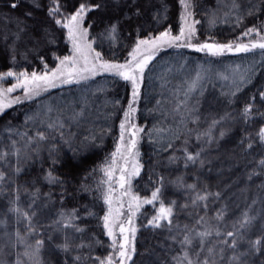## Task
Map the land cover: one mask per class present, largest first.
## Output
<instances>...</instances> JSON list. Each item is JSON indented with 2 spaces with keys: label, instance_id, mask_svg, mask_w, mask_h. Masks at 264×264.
I'll list each match as a JSON object with an SVG mask.
<instances>
[{
  "label": "trees",
  "instance_id": "obj_1",
  "mask_svg": "<svg viewBox=\"0 0 264 264\" xmlns=\"http://www.w3.org/2000/svg\"><path fill=\"white\" fill-rule=\"evenodd\" d=\"M57 2L59 14L50 16ZM14 3L15 8L11 7ZM80 4L101 5L87 12L82 25L88 29L95 51L113 63L127 62L139 39L165 31L177 36L183 26L184 9L180 0H0V73L43 74L57 68L56 57L72 55V44L67 29L55 20L65 22L64 18L74 14ZM191 6L192 18L199 22L194 25V45L247 44L259 39L255 32L247 36L249 40L243 35L251 28L258 29L261 36L264 34V0H191ZM113 24L117 32L115 39H110L107 30ZM250 53L253 51L214 56L207 51L178 46L161 51L149 65L158 70L157 65L164 58L175 60L171 73L175 77L168 84L165 82V88L159 82L156 85H147L148 80L144 82L137 110L130 117L137 129H143L138 132L136 143L139 175L134 176L133 192L141 200L150 199L156 188L160 194L152 204H142L136 213L132 224L136 229L135 253L128 264H177L174 258L182 256L185 250L190 255L193 250L199 251L201 237L196 233L203 231L211 235L203 238L205 251L201 256L207 254L209 247H214L216 252L222 248L223 259L215 256L216 264H237L230 261L233 254L241 255L239 264H264V164L260 163L264 160V141L258 136L264 128V97L261 96L264 62L240 84L211 79L195 93L183 94L197 62L221 56L236 60ZM184 60L191 63L183 69L181 79L177 74ZM177 77L180 86L175 84ZM96 80L106 83L105 90L97 96L102 114L106 109L111 113L108 119L100 118L103 120L100 136H93L94 123L87 120L85 112L77 111L80 107L76 104L73 112L65 105L66 112L60 117L67 119L66 125L38 130L30 117L47 94L34 99L22 98L0 114V134L11 132L8 141L13 144L17 140L26 142L19 174L4 166L6 159L0 160V172L5 173L0 182V220L4 221L5 214L16 219L12 226L8 221L0 226V264H12L19 258L18 253L10 250L16 231L25 237L21 248L27 252L37 253L35 241H44L38 253L42 264H95L93 257L111 254V238L103 228V217L108 211L103 198L108 185L103 181L108 178L101 169L111 162L119 146L120 124L130 104L131 87L114 74L99 76ZM0 82L10 86L16 83V78ZM153 86L158 91L154 96ZM78 87L64 85L50 93ZM249 104L252 112L245 118L243 109ZM81 117L86 122L78 123ZM156 129H161L164 135H155ZM130 130L131 126L128 134ZM37 133H43L45 139L40 140ZM95 140L101 143L96 146ZM85 144H89L88 149L81 150ZM197 153L195 162L187 159L189 154L197 156ZM49 171L63 183H49L46 179ZM111 184L116 187L115 177ZM82 186L90 190L83 191ZM17 188L19 200L13 204ZM199 196L207 199H198ZM161 202L166 208L172 207V223L161 220V227L156 228L151 221L159 215ZM13 207L30 215L35 212L32 223L36 233L26 235V222L10 211ZM74 209L79 217L74 223L85 229L83 233L72 234V229H63L58 223L61 213L68 214ZM245 213L253 220L241 228ZM49 215L57 223H49ZM229 231L236 236H226ZM66 234L71 236L73 245L69 252L58 247ZM185 235L192 238L191 246L180 243ZM257 238H261L258 252L249 243ZM225 239L229 242L236 239L235 252L222 244ZM80 243L86 247L76 248ZM77 255L81 257L79 261L75 260ZM21 264L33 262L22 259Z\"/></svg>",
  "mask_w": 264,
  "mask_h": 264
},
{
  "label": "snow or ice",
  "instance_id": "obj_2",
  "mask_svg": "<svg viewBox=\"0 0 264 264\" xmlns=\"http://www.w3.org/2000/svg\"><path fill=\"white\" fill-rule=\"evenodd\" d=\"M180 4L184 9V12L181 16L183 26L180 29V33L177 36H171L170 31H165L159 34L156 37H148L147 39H139L136 43V46L129 53L131 59L126 63H113L107 60H104L101 53L95 51L92 47V41L87 39L88 29L82 27V22L85 18L87 12L98 9L101 7L100 4L95 5H84L80 4L78 9L74 12V14L67 16L64 18L65 22L62 23L60 19H56L55 23L60 25L61 27L67 29L68 39L72 44V55L64 56L63 58L56 57L59 60V66L54 70L46 71L42 75H38L36 72H32L30 75L27 72H21L17 74L13 71H7L0 73V81H4L9 77H15L16 83L12 87L3 88L0 87V114L3 111L11 107L12 103H19L20 100L16 98L14 101H10L7 99L8 94L16 91L18 88H23L25 90V96L31 98L33 96H38L41 92L47 91L49 87H56L55 81L59 80L62 83L71 84V83H80L81 80H88L91 77H94L97 74L102 73H113L116 76H119L125 81H130L132 84V97L133 103L139 95V87L140 82L143 79V74L148 64L155 58L157 51L160 49L162 45L172 46L175 42L188 39L195 34V27L198 21H192V11H191V0H180ZM17 5L14 3L11 7L15 8ZM38 6V5H36ZM59 4L56 3V6L51 9L49 12L50 16H56L59 14ZM191 21V22H190ZM117 32L116 24L111 25V27L107 30L108 37L110 39H115V34ZM255 32L258 36H260L259 40L252 41L248 44L239 43L235 46L232 43L227 44H217V43H202L198 46H193L190 43L186 45H176V46H187V47H196L197 51H207L211 55L219 56L224 52H231L233 49L236 52L247 53L252 51L253 49H261L264 50V36L260 35V31L255 28L248 29L244 32V36H248L251 33ZM103 35V34H102ZM264 56V52L261 53ZM87 73V75H85ZM227 77H225L226 79ZM261 96L264 97V92H261ZM128 112L124 113L125 121L120 124V144L117 147L116 151L112 154L113 159L110 163L106 164L101 171L104 172V175L108 178L103 181L108 185V189L104 194V201L108 205L107 214L103 217V228L106 229V234L111 238V244L109 247L112 249L111 254L101 257H93L92 259L95 261V264H128V261L132 259V254L135 253V246L133 241L135 240V227H127V225L132 224V216L135 215V211H133V205H135V209L138 210L142 204H152L154 201L159 199L160 189L156 188L155 191L152 192L151 198L140 199L138 196H132L129 202V212L131 215L128 217L126 221H121L120 217L123 213L120 211L119 207H113V192L115 191L112 187L111 180L115 174V170L117 167L115 157L121 156L125 163H127V156L133 155L132 149L136 147L137 141L135 139H131L129 144L127 145V156L121 152V148H124V132L126 123H130L129 117L135 109L132 104L128 106ZM252 112V105L249 104L245 106L243 109V115L245 118H248ZM216 123V121H214ZM143 131V129H136L134 124H131L130 135L135 137L138 132ZM223 135V133H221ZM37 136L40 140L45 139L43 133H37ZM258 136L261 141H264V128H261ZM249 148L252 147L251 143L248 145ZM8 153L0 152V160H4ZM14 156H19V150H16L12 153ZM189 154L187 159L189 161L195 162L198 157ZM264 164V160L260 162ZM16 174L21 172L20 167H16L14 169ZM139 175V166L133 165V171L125 176V169L122 167L120 169V176L118 179L119 187L124 189L121 192V197L130 195L128 189L125 188V184H130L131 177ZM5 178V173L0 172V182H3ZM46 179L49 183H63V181L59 180V178L53 176L52 172L49 171ZM83 191H89L90 189L82 186ZM16 200L13 201V204L19 200V188L16 189ZM35 195V193H33ZM215 195H219L218 193ZM198 199L205 200L207 196H199ZM174 203V202H173ZM122 203L120 207H122ZM10 211L17 213L18 217H22L26 222V235H31L36 233L37 229L32 223V217L35 216V212L33 211L31 215L27 211H22L19 207H13ZM172 207H165L161 202V206L159 209V215L153 217L151 224L153 227L159 228L161 224L159 221L167 220L168 224L171 225V215H172ZM89 215H93V213L89 212ZM79 217L76 215V210H72L70 213L65 214L61 213L60 221L58 223L61 224L63 229H72V234L75 233H83L85 231L84 228L79 227L74 223ZM202 219V218H201ZM253 218L249 217L247 213L244 214L243 220L240 222L241 228L246 227L247 225L252 223ZM4 224V221L0 220V226ZM131 233V238L129 236ZM217 235L220 233L217 232ZM17 240L20 243L25 242V237L20 235L19 231L15 233ZM197 236L201 237V246L199 251L193 250L192 254H189V251L185 250L183 255L180 257H175L177 264H216L215 256H219L220 259H223V249L221 248L219 252H216L214 247H209L207 249V254L201 256V253L204 252L203 248V238L211 235L209 231L197 232ZM226 236L235 237V232H227ZM182 245L191 246L193 243L192 238L189 235H185L183 240L180 241ZM251 244V248L253 251H260L261 238H257L255 240L249 241ZM44 241L37 239L35 241L36 251L39 252L40 248L43 246ZM222 244L227 245L229 248L233 249L234 252L237 249V241L236 239L231 240L229 242L227 239L222 241ZM58 247L64 251L69 252L73 245L71 242V236L66 234L64 237V242ZM76 248H84L85 244L80 243L75 245ZM27 255V252L25 253ZM81 257L77 255L75 260L79 261ZM241 259V255L233 254L230 257V261L237 262L239 264ZM19 264V262H17Z\"/></svg>",
  "mask_w": 264,
  "mask_h": 264
},
{
  "label": "rangeland",
  "instance_id": "obj_3",
  "mask_svg": "<svg viewBox=\"0 0 264 264\" xmlns=\"http://www.w3.org/2000/svg\"><path fill=\"white\" fill-rule=\"evenodd\" d=\"M191 20L194 21L193 18H191ZM82 27H83V25H82ZM194 35L191 37L190 40H188V39L180 40V41L175 42L172 46L162 45L160 47V49L157 51L155 58L163 50H167V49H170L173 47H178L176 45H186V44L190 43L193 46H198V45L192 44L193 43L192 40L194 38ZM157 36H159V35H157ZM171 36H173V35H171ZM262 36H264V34ZM152 37L154 38L156 36H152ZM258 38L260 39V36H258ZM87 39L89 41H91L88 36H87ZM246 39H248L247 36H246ZM259 39H257V40H259ZM252 41H256V40H252ZM207 43H214V42H207ZM248 43H250V42H247V44ZM92 47L94 49L93 43H92ZM190 48L196 50V47H190ZM252 51H253V53H250L249 55L243 56L240 59H236V60H232L230 58L221 56L220 59L204 60L201 62L200 61L197 62L195 67H194L195 71H194L193 77L191 76V79H187L188 89L186 91H183L184 96L189 94V93H191V94L195 93L198 89L202 88L203 86H205L209 82H211V81H209L211 79L220 80L223 82H228V81L232 80L235 84H240V83L244 82L245 80H247V78H249V76L257 68V66L259 64H261L262 62H264V56L261 55V53L264 52V50L253 49ZM201 52H206V51H201ZM231 52H236V51L233 49V51H231ZM231 52L226 51L223 54H227V53H231ZM130 59H131V57L129 58V60ZM152 61L148 64L147 68L144 71L143 79L140 82L139 95L136 98L134 103H133V97H132V91H133L132 84L130 81H127V83H129L130 87H131L130 88V104H132L133 108L135 109V111H133V112H136V110H137L136 106H137V103H138V100L140 97L141 89L144 86V82H147V80H148L149 82L147 85H149L150 83H152V85H154V84L156 85L159 82V84H161V87L165 88L166 83L168 84L175 77V76L172 77L173 74H171L175 68V66H174L175 60L173 61L172 59L164 58L161 62L158 63V65H157L158 70H155V69L153 70V67L152 68L149 67V65L152 63ZM189 62L190 61H188V60H184L182 62L181 66H180L179 74H177L179 78L183 79V72H184L183 69L187 68V66L189 65ZM180 63L181 62H179V64ZM120 64H123V63H120ZM109 74H113V73H107L106 72V73H102V74H97L94 77H91L90 79H88L86 81L81 80L80 83H71V84H75V85H80V87L74 88L72 90L60 92L58 94L50 93V92H52L53 90H56L58 88H61L64 85H69V84L62 83L59 80L55 81V83L57 85L56 87H49L47 91L41 90V92L38 96H33V97L29 98V99H34V98L40 97L44 94H47L45 96L46 98L41 101V103L38 105L37 110L34 111L33 115L30 117L31 123L33 125L35 124V126L37 127L38 130L39 129L51 130L54 127L64 126V125H66L67 119H63L60 116L62 114H65L64 112H66L65 105L70 106L71 112H73V111H75V107H73V106H75V104H76L77 106L80 107L79 109H77V111L85 112V117L87 118V120H89L91 123H94L95 129L92 130L94 133L93 136H95V135L100 136L101 133H99V128H100L102 121H103V120L100 121V118L108 119V117L111 113H109L106 109L104 114H102V112H103V111H101L102 106L99 104L97 96H99L101 94V92H103L105 90L106 83H104L103 81L96 80V79L99 76H104V75H109ZM38 75H42V74H38ZM85 75H87V73H85ZM178 77L176 79L178 81L175 84L179 83ZM225 77H227V78L225 79ZM162 78L164 79V81ZM97 81H99V82H97ZM13 85L5 86V85L1 84V82H0V87H3V88L12 87ZM179 86H180V83H179ZM18 91L23 93L22 96H20L17 93ZM151 92H152L153 96L155 95V93L158 92L155 86H153ZM53 94L54 95L56 94V95L54 96ZM180 95H181V88L179 87V96ZM16 98H18L19 100L22 98H28L25 96V90L23 88L16 89V91L8 94V97H7V99L10 101H14ZM13 104H15V102L12 103V105ZM59 108H62L60 112H59ZM128 110H129V108L126 109V112H128ZM152 110L153 109L149 108V111H152ZM133 112L131 114H133ZM102 115H103V117H102ZM130 117H132V116L130 115ZM130 117H129V120H130ZM39 120L41 121V124L38 125ZM85 120L86 119L84 117H81V119L78 123L86 122ZM124 121H125V118L123 119V122ZM131 124H133L132 120H130V123H126V125H125V132H124V145H125V147L121 148V152L124 153L125 156H127V145L129 144L130 140L135 139L137 141V139H138L137 138L138 133L135 137H132L130 135V133L128 134V129H129V126H131ZM10 133L11 132H8V131L2 132L0 134V138H1L0 143L2 145V152L8 153V155L5 157L6 163L4 164V166H6L8 169H15L16 167L19 166L20 159H22V157L24 155V147H26V142H24V141L19 142L17 140V142H15L14 144L11 143L10 141H8L9 138H11ZM154 133H155V135H157V133H161V135H164V133H163V131H161V129H156L154 131ZM94 143L97 146L101 142L96 141ZM119 144H120V141H119ZM88 147H89V144H85L81 150H86V149H88ZM16 150H19V156L18 157L12 155V153ZM132 152H133V155L127 156V163H125V160L121 156H117V160H116L117 167L115 170V174L113 176V178L115 177V180H116V187L113 188L115 190L113 192V207H119L120 211L123 213V215L120 217L121 221H126L128 219V217L131 215V213L129 212L128 205H129V202L131 200V197L136 196L133 192L134 176L131 177L130 184H127V183L125 184V188L128 189L130 192V195H128V196L121 197L120 194H121V192L124 191V189H121L119 187V183H118V179L120 176V169L122 167L125 169V176L127 177L128 174L133 171V165H137L136 147L134 149H132ZM10 171H12V170H10ZM121 203L123 205L122 207H120ZM139 209L136 210L135 205H133V211H135V215L131 217L132 218V224L134 223L136 213H138ZM3 218H4V221H6V222L8 221V224H10L11 226L14 225L16 222V219H13V220L10 219L8 214L3 215ZM47 218H49V223H52V224L57 223V222H55V221H57V220H55V218H53V220H51L50 215L47 216ZM58 220H59V218H58ZM132 224L127 225V227H129V228L133 227ZM129 236L131 238V233H129ZM12 241L13 242L10 245V250L14 254H15V252L18 253V257H19L16 259L17 260V261H15L16 263L14 262L12 264H17V262H20L19 264H21L22 259L30 260L33 262V264H42L40 257H39V254H40L39 252L35 253V252H27V251L23 250V248H21V245H23L24 243H20L17 240L16 236H14ZM26 252H27V255H25Z\"/></svg>",
  "mask_w": 264,
  "mask_h": 264
}]
</instances>
